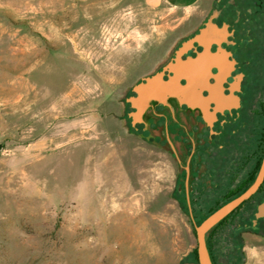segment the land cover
<instances>
[{"label":"rangeland","instance_id":"374dc122","mask_svg":"<svg viewBox=\"0 0 264 264\" xmlns=\"http://www.w3.org/2000/svg\"><path fill=\"white\" fill-rule=\"evenodd\" d=\"M213 6L0 0V264H199L196 226L229 189L175 204L177 163L131 129L127 101ZM263 201L208 235L214 264H264Z\"/></svg>","mask_w":264,"mask_h":264},{"label":"flooded vegetation","instance_id":"af4514ba","mask_svg":"<svg viewBox=\"0 0 264 264\" xmlns=\"http://www.w3.org/2000/svg\"><path fill=\"white\" fill-rule=\"evenodd\" d=\"M231 1L218 0L194 33L213 17V23L218 27L226 25L230 34L221 48L229 53L227 61L234 64L233 69L220 71L214 67L208 72L211 92L202 90V96L210 100L207 106L190 107L162 90L147 98L146 105L136 91L146 78L158 72H163L164 83L171 81L174 74L163 68L174 59L182 42L158 70L139 79L130 89L128 100L137 101H127L131 129L177 163L178 195L171 199L178 205L211 203L212 198L203 197V192H216L224 183L229 189L226 195L244 188L254 175L257 177L263 160L264 0ZM218 48L213 45L212 52L217 53ZM202 51L194 44L182 59H196ZM178 86L186 88L188 80L181 79ZM251 163L254 167L249 171ZM243 175L245 178L238 180Z\"/></svg>","mask_w":264,"mask_h":264},{"label":"water","instance_id":"95a60500","mask_svg":"<svg viewBox=\"0 0 264 264\" xmlns=\"http://www.w3.org/2000/svg\"><path fill=\"white\" fill-rule=\"evenodd\" d=\"M231 3L233 4L234 0H232ZM212 19L213 17H211L204 24V27H202L196 34L183 41L175 51L174 59L163 68V71H170L174 74L169 83H164L162 81L163 72H158L157 74L146 78L143 83L136 87V91L141 101H143V104L146 103L147 98H150V96H156V90H159V94H161V90L162 92L172 90L169 92L170 94L178 97L190 107L194 108L196 106L208 105L210 100L202 96V90H208L211 92V87L208 82V72L214 67L218 68L220 71H230L233 69L234 65L227 61L229 53L221 48V44L226 42L230 36L228 27L226 25L218 27L213 23ZM194 44L201 46L203 51L198 54L196 59L188 58L187 60H183L182 56L186 54ZM213 45L219 47L217 53L212 52ZM194 71H206L202 86L199 88L194 87L193 81L196 78ZM183 78L188 80V86L184 89L178 86L180 80ZM128 101L132 103L137 102L134 99ZM138 116L141 117V113ZM263 184L264 156L254 183L241 195L222 205L196 226L199 264H213L206 241L208 232L236 211L242 204L250 200V198L260 190ZM254 217L255 219L252 221L253 226H256L258 221L264 219V202L257 207Z\"/></svg>","mask_w":264,"mask_h":264},{"label":"trees","instance_id":"16d2710c","mask_svg":"<svg viewBox=\"0 0 264 264\" xmlns=\"http://www.w3.org/2000/svg\"><path fill=\"white\" fill-rule=\"evenodd\" d=\"M0 149H1V145H0ZM255 177H256V175H254L248 182H247V185L244 187V188H242V189H237V190H234V191H231L228 195H227V198H226V200H228V201H226L225 203H227V202H229L230 200H232V199H234V198H236V197H238L239 195H241L244 191H246L253 183H254V180H255ZM263 187H264V185L261 187V189L250 199V201L251 200H253V198L257 195V194H259V193H261L262 192V190H263ZM250 201H247V202H245L244 204H242L236 211H234L231 215H229L227 218H225L222 222H220L216 227H214L211 231H209L208 232V234H207V236H206V241H207V237H208V235L210 234V233H215L221 226H223L235 213H237L239 210H241V208L245 205V204H247L248 202H250ZM224 203V204H225ZM224 204H222V205H224ZM221 205V206H222ZM220 206V207H221ZM220 207H218V208H220ZM217 208V209H218ZM217 209H215V210H217ZM214 210V211H215ZM213 211V212H214ZM212 212V213H213ZM211 213V214H212ZM208 217V216H207ZM206 217V218H207ZM254 219H255V217H254ZM253 219V220H254ZM205 220V219H204ZM203 220V221H204ZM202 221V222H203ZM251 225L253 226V223H251ZM207 246H208V242H207ZM208 250H209V252H210V249H209V246H208ZM195 255H196V257H197V259H198V254H197V251H195ZM210 255H211V252H210ZM211 259H212V262H213V264H214V261H213V258H212V256H211Z\"/></svg>","mask_w":264,"mask_h":264},{"label":"crops","instance_id":"0c3cea01","mask_svg":"<svg viewBox=\"0 0 264 264\" xmlns=\"http://www.w3.org/2000/svg\"><path fill=\"white\" fill-rule=\"evenodd\" d=\"M164 2H166L169 6H171L173 9L176 10H182L184 12H188V11H196V10H201L202 5H205L206 3H210L213 2V5L217 4L218 0H191L189 3H183L180 6H178V4L173 3L174 0H163ZM186 1V0H184ZM225 0H222V3H224Z\"/></svg>","mask_w":264,"mask_h":264},{"label":"bare ground","instance_id":"6f19581e","mask_svg":"<svg viewBox=\"0 0 264 264\" xmlns=\"http://www.w3.org/2000/svg\"><path fill=\"white\" fill-rule=\"evenodd\" d=\"M194 73H195V76H196V78L194 79V81H193V83H194V87H200V86H202V82H203V79L205 78V73H206V71H194ZM157 91V93H159V90H156ZM170 92V91H169ZM168 92V93H169ZM162 93V92H161ZM166 93V92H165ZM167 94V93H166ZM170 94V93H169ZM157 95V94H156ZM165 95V94H164ZM163 96V95H162ZM168 96V95H167ZM152 98V97H151ZM220 101H222L221 100V98H220ZM148 103H146V105H147Z\"/></svg>","mask_w":264,"mask_h":264}]
</instances>
